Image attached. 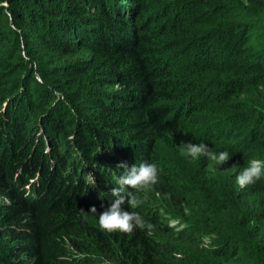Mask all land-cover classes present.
I'll return each mask as SVG.
<instances>
[{
	"label": "trees",
	"instance_id": "obj_1",
	"mask_svg": "<svg viewBox=\"0 0 264 264\" xmlns=\"http://www.w3.org/2000/svg\"><path fill=\"white\" fill-rule=\"evenodd\" d=\"M260 120L264 0H0V264H264ZM121 162L159 170L131 234Z\"/></svg>",
	"mask_w": 264,
	"mask_h": 264
},
{
	"label": "clouds",
	"instance_id": "obj_2",
	"mask_svg": "<svg viewBox=\"0 0 264 264\" xmlns=\"http://www.w3.org/2000/svg\"><path fill=\"white\" fill-rule=\"evenodd\" d=\"M182 155L191 157L193 160L199 157H205L212 162L210 166L213 171L216 166L221 165L229 160L230 154L227 151L213 152L206 143L192 144L188 143L184 146ZM125 171L116 180V187L111 189V196L114 199L110 206L102 211L98 216L99 227L108 232H120L131 234L136 228H142L144 222L142 217L136 211H125L122 205L127 204L130 208L139 207L143 200L137 193H144L158 183L159 170L154 163L142 162L139 166L134 165L128 167L126 162L117 165ZM262 176H264V160L253 159L247 167H244L238 175H236V184L240 189H244L250 185L256 184ZM88 182L94 187L96 184L95 177L88 173ZM92 214L97 213L95 206L89 209Z\"/></svg>",
	"mask_w": 264,
	"mask_h": 264
},
{
	"label": "rangeland",
	"instance_id": "obj_3",
	"mask_svg": "<svg viewBox=\"0 0 264 264\" xmlns=\"http://www.w3.org/2000/svg\"><path fill=\"white\" fill-rule=\"evenodd\" d=\"M220 56H222L221 54H219ZM256 131H255V137H256V134H257V132L258 131H264V120H260V121H258V123H257V125H256ZM258 135V134H257ZM257 138V137H256ZM255 152V151H254ZM252 154V153H251ZM254 154V153H253ZM253 157V156H252ZM260 158H263V160H264V153H262V157H260ZM4 201V200H3ZM170 224H171V226H175V227H177V226H179L178 224H177V222H173V221H171L170 222Z\"/></svg>",
	"mask_w": 264,
	"mask_h": 264
}]
</instances>
